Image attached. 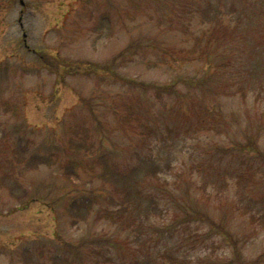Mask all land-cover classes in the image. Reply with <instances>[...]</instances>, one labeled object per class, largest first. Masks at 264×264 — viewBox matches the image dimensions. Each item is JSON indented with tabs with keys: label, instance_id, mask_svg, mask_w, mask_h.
I'll return each instance as SVG.
<instances>
[{
	"label": "rangeland",
	"instance_id": "374dc122",
	"mask_svg": "<svg viewBox=\"0 0 264 264\" xmlns=\"http://www.w3.org/2000/svg\"><path fill=\"white\" fill-rule=\"evenodd\" d=\"M107 170L131 194L116 222ZM254 177L264 0H0V264H264Z\"/></svg>",
	"mask_w": 264,
	"mask_h": 264
},
{
	"label": "trees",
	"instance_id": "16d2710c",
	"mask_svg": "<svg viewBox=\"0 0 264 264\" xmlns=\"http://www.w3.org/2000/svg\"><path fill=\"white\" fill-rule=\"evenodd\" d=\"M218 26H219V28L223 27V24H218ZM218 26H216V27H218ZM139 48H140L139 45L138 46H132V47L128 48V50H127L128 54H130V53L136 54V52ZM156 89H158V88H156ZM161 93H162L161 90L158 89L157 94H161ZM8 106H9V103L6 104L7 109H8ZM11 109H13V108H11ZM211 112H212V110L209 109V113H211ZM218 121L219 120H218L217 116H215V118H214L215 124L214 125L211 124L212 129L218 130ZM249 145L258 154V156L253 157V158L258 162H262V159L260 157L263 156V154L260 153L258 148L254 147L253 143H251ZM81 148H82V146H76L73 148V150L79 154ZM21 149H22V147H21ZM58 157H59L58 155H56V156L51 155L49 157L45 156V155H33L28 160V167L33 168L36 165H53L54 163H56V160ZM103 163L104 162H102L101 165ZM12 164H14V163H12ZM67 164L71 166V168L67 169V171H66V174L68 176L79 174V171L81 168L80 160H70ZM75 166H79V167L77 169H75ZM152 166L154 167V165H152ZM67 168H68V166H67ZM90 169L94 172V174L91 176H95L96 171L92 168H90ZM113 169L115 170L116 166H113ZM25 170H26V168L21 170V173H24ZM114 170H107L106 172H104L102 174V176L106 177L107 181H109V183H111L113 185L115 190H114L113 194L109 195V198H103V201L101 204L102 206L98 210L99 211V214H98L99 218L104 216L112 222H116L118 219L124 218L125 213L128 212L129 207L131 205V201L129 200L131 197V194L127 190L122 189L121 187L115 185V183L117 181H119L123 178V173H120L118 171L114 172ZM250 170L251 169H249V171ZM249 171L247 170V172H249ZM244 173H246V172L240 170V172L238 173V176H236L238 178V180L242 181L244 179V176H243ZM252 176H250V177H252ZM263 180H264V177H261L260 179H257L256 177H254L250 181L253 183L252 186H254L258 182L263 181ZM114 194H116L118 196L117 199H119L120 202H118L116 200V197L114 196ZM94 195H96V194H94ZM100 199H102V198H100V197H95V198L91 197L90 198V196H88L85 198L82 197V199H79V200H77V199L72 200L69 207H70V213L73 215L74 221H76V219H78L77 212L81 213V212H84L87 210V212L90 213L91 211H93L95 209L97 204L100 202ZM151 201L153 203L150 207V210L154 211V213L156 214L157 213L156 209L159 208V204L157 201L155 202L153 197H151ZM262 201L264 202V199ZM103 202H114V203L120 204V205L118 206L119 208L117 210H115L116 208L105 206L103 204ZM254 208H255V205H254V207H252L251 204H245L243 202V200L234 204V211L239 212V213L244 214V215L250 214L255 219V221H257V217L253 213L262 214L263 211L259 210V209L257 211H254ZM147 217H148V213H147ZM82 218H85V217H82ZM258 220L262 222V218L258 217ZM97 253H99V251Z\"/></svg>",
	"mask_w": 264,
	"mask_h": 264
}]
</instances>
